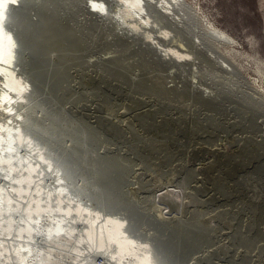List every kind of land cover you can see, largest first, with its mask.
<instances>
[{"label": "rangeland", "instance_id": "obj_1", "mask_svg": "<svg viewBox=\"0 0 264 264\" xmlns=\"http://www.w3.org/2000/svg\"><path fill=\"white\" fill-rule=\"evenodd\" d=\"M29 1L25 126L76 191L167 262L264 264V0H187L198 22L163 23L232 43L177 66L90 0Z\"/></svg>", "mask_w": 264, "mask_h": 264}, {"label": "bare ground", "instance_id": "obj_2", "mask_svg": "<svg viewBox=\"0 0 264 264\" xmlns=\"http://www.w3.org/2000/svg\"><path fill=\"white\" fill-rule=\"evenodd\" d=\"M28 1L0 0V264H173L166 261L160 246L131 229L129 217L102 211L80 195L63 166L26 128L24 106L34 96V85L24 75L26 59L19 60L18 51L20 46L28 49L23 30L32 24L26 21L28 26L22 28L26 22L21 26ZM90 1L95 6L88 3L91 13L115 18L125 32L141 35L161 59L176 66L205 41L206 30L196 37H182L173 27L198 22L187 0ZM203 26L207 40L232 43L222 29Z\"/></svg>", "mask_w": 264, "mask_h": 264}]
</instances>
